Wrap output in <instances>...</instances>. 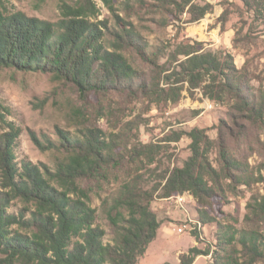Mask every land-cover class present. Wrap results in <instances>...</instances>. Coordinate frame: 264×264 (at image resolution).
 <instances>
[{"label":"trees","instance_id":"1","mask_svg":"<svg viewBox=\"0 0 264 264\" xmlns=\"http://www.w3.org/2000/svg\"><path fill=\"white\" fill-rule=\"evenodd\" d=\"M102 1L115 19L112 30L103 24L108 33L90 19L91 12H100L94 0H76V6L62 3L64 16L57 24L22 12H0V70L50 74L56 81L72 83L84 100L90 94L127 93L133 99L177 103L183 88L170 85L169 75L163 78L168 72L160 64L163 50L146 43L134 24L120 17L112 0ZM158 1L170 14L184 11L190 3ZM240 1L264 11V0ZM211 8L193 6L192 22L202 19ZM200 46L198 42L181 43L172 51L173 58H183L178 65L181 82L201 88L214 101L229 94L239 99V110L264 118V91L251 94L233 56L225 51L204 53ZM128 51L150 65V80L134 66ZM163 81L167 88H161ZM19 135L15 129L0 135V253L5 255L4 264H138L161 226L151 208L156 193L160 192V199L189 193L206 207L223 180L245 186L264 183L261 171L255 175L249 164L233 157L225 145L218 171L208 156L213 142L205 130L194 129L189 133L192 155L183 167L160 175V183L152 191L142 188L138 175L123 186L107 211L113 237L106 242L108 233L97 224L89 190L81 181L97 179L106 167L121 160L123 149L116 137L109 138L101 128L91 126L80 135L58 129L57 140L34 138L41 150L64 153L52 171L27 159L18 161L15 148ZM155 147L141 145L133 152L140 158ZM18 205L23 207L12 212ZM247 208V221L264 222V196L253 198ZM198 214L202 223L217 225L219 251L214 252L213 264L264 263V233L260 230L223 225L203 208ZM209 254L194 247L180 255L179 264H194L197 257Z\"/></svg>","mask_w":264,"mask_h":264},{"label":"rangeland","instance_id":"2","mask_svg":"<svg viewBox=\"0 0 264 264\" xmlns=\"http://www.w3.org/2000/svg\"><path fill=\"white\" fill-rule=\"evenodd\" d=\"M189 1L184 11L170 14L158 0H112L120 17L133 23L146 43L163 50L160 64L168 70L163 78L169 75L170 85L183 88L177 103L158 104L141 97L133 99L127 93L90 94L84 100L72 83L56 81L50 74L0 70V135L10 133L11 129L20 132L15 148L18 161L27 159L55 171L64 153L43 151L34 138L44 141L47 136L57 140L58 129L80 135L85 127L97 126L109 138L114 135L119 141L123 149L120 163L106 167L97 179L81 181L83 188L89 190L97 224L108 233L106 242L113 237L107 211L121 195L123 186L138 175L142 188L152 191L159 185L160 175L183 167L192 155L189 133L194 129L205 130L206 137L213 142L208 156L218 171L222 167L220 151L225 145L233 157L248 163L255 175L260 171L264 175V118L239 110V99L229 94L222 101H214L201 88L193 89L189 83L181 82L178 65L183 58L175 59L171 54L177 45L195 42L201 44L204 53L225 51L243 72L248 90L257 95L264 91V11L240 0ZM64 2L76 6V0H0V12L7 15L22 12L57 24L64 16L61 7ZM94 2L100 12L97 15L91 12V21L106 32L103 24L114 29L115 19L109 7L102 0ZM206 5L211 10L192 22V7ZM107 39L111 41V35ZM126 55L150 80L153 76L150 65L131 51ZM160 86L168 87L164 81ZM141 145L156 147L152 153L137 158L133 148ZM221 185L212 204L206 207L200 206L189 193L169 199H160V192L156 193L151 208L161 226L138 264H179L180 255L194 247L210 252L197 257L194 264H213L214 252L219 251L218 229L215 224L199 220L201 208L223 225L264 233V222L246 220L250 214L248 204L253 198L264 196V183L245 186L223 180ZM22 207L18 205L11 211L17 212ZM4 261L5 255L0 253V264Z\"/></svg>","mask_w":264,"mask_h":264},{"label":"built area","instance_id":"3","mask_svg":"<svg viewBox=\"0 0 264 264\" xmlns=\"http://www.w3.org/2000/svg\"><path fill=\"white\" fill-rule=\"evenodd\" d=\"M180 232H181V233L184 232V228H181V229H180Z\"/></svg>","mask_w":264,"mask_h":264}]
</instances>
